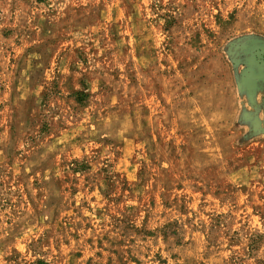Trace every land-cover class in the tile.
I'll return each mask as SVG.
<instances>
[{"label": "rangeland", "instance_id": "obj_1", "mask_svg": "<svg viewBox=\"0 0 264 264\" xmlns=\"http://www.w3.org/2000/svg\"><path fill=\"white\" fill-rule=\"evenodd\" d=\"M264 0H0V264H264Z\"/></svg>", "mask_w": 264, "mask_h": 264}, {"label": "water", "instance_id": "obj_2", "mask_svg": "<svg viewBox=\"0 0 264 264\" xmlns=\"http://www.w3.org/2000/svg\"><path fill=\"white\" fill-rule=\"evenodd\" d=\"M252 62L259 70L264 71V50L254 49V51H252ZM261 79H264L261 72L254 74L251 70H248L244 74V80L246 83H254L255 81Z\"/></svg>", "mask_w": 264, "mask_h": 264}]
</instances>
